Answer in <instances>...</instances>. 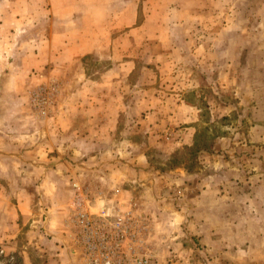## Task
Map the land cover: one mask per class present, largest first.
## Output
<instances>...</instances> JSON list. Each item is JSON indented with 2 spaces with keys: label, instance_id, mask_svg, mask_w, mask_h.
Wrapping results in <instances>:
<instances>
[{
  "label": "rangeland",
  "instance_id": "obj_1",
  "mask_svg": "<svg viewBox=\"0 0 264 264\" xmlns=\"http://www.w3.org/2000/svg\"><path fill=\"white\" fill-rule=\"evenodd\" d=\"M0 195L30 205L0 264H91L100 207L132 212L123 264H264V0H0Z\"/></svg>",
  "mask_w": 264,
  "mask_h": 264
},
{
  "label": "built area",
  "instance_id": "obj_2",
  "mask_svg": "<svg viewBox=\"0 0 264 264\" xmlns=\"http://www.w3.org/2000/svg\"><path fill=\"white\" fill-rule=\"evenodd\" d=\"M71 222L80 235L85 237L84 244L82 243L85 248L84 257L91 264H123L125 262L120 254V240L131 225V211H125L116 216L111 215L104 207H100L97 214L88 211L77 212ZM127 260L131 259L127 257ZM140 263L147 264V261H140Z\"/></svg>",
  "mask_w": 264,
  "mask_h": 264
},
{
  "label": "crops",
  "instance_id": "obj_3",
  "mask_svg": "<svg viewBox=\"0 0 264 264\" xmlns=\"http://www.w3.org/2000/svg\"><path fill=\"white\" fill-rule=\"evenodd\" d=\"M99 9H100V11L95 10L94 11L95 13H93V14H96V12L97 13L101 12L103 9V6H99ZM79 29H80L79 30L80 33L81 34L83 33V35H85L84 31L88 30V29L85 30L84 26L79 27ZM61 36H62L61 38H63V42L65 40H67V34L66 33H62ZM85 38H89V37L87 35H85ZM85 38L83 37V39L79 40V37H77V39H75V41H74L76 50L79 49V52L77 51L78 56H82L85 53L90 52L94 48L95 43L90 45V42H88V39H85ZM65 79H68L70 82H72L74 80V75H71L70 72H66V78ZM96 90H99V89H95V91ZM96 92L92 91V95H95ZM84 94H85V92H84ZM101 123L102 122H100V121L96 122L95 126L97 127L98 130H99V125ZM71 127H69L68 124L62 125V128L65 130H68ZM96 156L97 155H95L94 157H96ZM1 187H4L3 184L1 185ZM3 189H5V188H3ZM29 207H30V205L27 204L25 198H23L22 200H18L16 202H14L12 199H10V197L5 198V196L0 195V227H2V226L7 227V225H6L7 220H5L7 214L9 216H17V217L23 216L24 218H27V216H28L27 214H29ZM61 208H63V207H61ZM68 211L65 215V213H63V211H59L55 208H53L52 210L49 209V215H48V219H47V221H48L47 231L49 232L50 235L52 234L54 237L59 238L60 241H63V240L65 241V239L68 237L69 232H68V229L65 227V224H64L65 223L64 221H66L67 219H70V217H68V216H70ZM60 219L63 221V223H62V221H60L58 223L57 220H60ZM4 231H6V233L9 234L11 231V228L5 229ZM4 231H2V232H4ZM5 248L10 249L9 246L8 247L6 246ZM57 256H59V260L62 261L61 264H71V262L74 264H85L79 258V254L76 251H72V250L69 251L66 248L60 247L59 253L57 254ZM78 259H80V260L78 261ZM23 264H32V261L29 258V255L23 256Z\"/></svg>",
  "mask_w": 264,
  "mask_h": 264
},
{
  "label": "trees",
  "instance_id": "obj_4",
  "mask_svg": "<svg viewBox=\"0 0 264 264\" xmlns=\"http://www.w3.org/2000/svg\"><path fill=\"white\" fill-rule=\"evenodd\" d=\"M195 145H198V144H195ZM194 145V146H195ZM194 149H192V152L193 153H195V152H199V151H201V150H207V147H206V145L205 144H203L202 145V147H200V146H195V147H193Z\"/></svg>",
  "mask_w": 264,
  "mask_h": 264
}]
</instances>
